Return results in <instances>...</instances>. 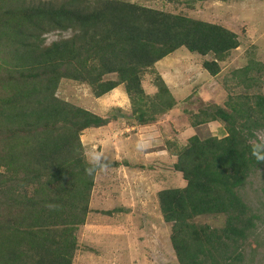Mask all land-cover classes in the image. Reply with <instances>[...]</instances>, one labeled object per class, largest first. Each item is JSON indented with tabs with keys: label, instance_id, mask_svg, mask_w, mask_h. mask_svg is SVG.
<instances>
[{
	"label": "trees",
	"instance_id": "obj_1",
	"mask_svg": "<svg viewBox=\"0 0 264 264\" xmlns=\"http://www.w3.org/2000/svg\"><path fill=\"white\" fill-rule=\"evenodd\" d=\"M37 26L41 36L53 30L72 34L42 46L44 39L37 41L32 33ZM0 35L9 42L18 38L22 52L12 53L9 60L14 68L27 71L2 84L0 125L7 134L20 136L16 144L21 149L7 145L9 150L0 153V165L17 173L13 181L29 195L22 203L24 226L0 229L2 235H16L13 241L4 237L7 245L0 241V259L3 264H73L77 230L90 212L96 170L107 164L86 159L80 136L109 119L58 97L60 78L88 83L95 97L123 85L131 116L145 124L176 103L158 72L152 79L156 92L145 93L146 70L185 47L200 55L211 54L202 67L216 75L218 62L239 46L238 35L215 23L126 0L41 1L20 14L2 9ZM7 46L0 42L1 51H7ZM249 69L245 65L240 70L247 73ZM109 74L116 78H105ZM254 98L246 108L215 106L208 118L193 126L221 121L226 135L202 138L194 134L175 152L171 166L184 185L158 190L157 200L163 221L171 225L169 238L178 264H238L242 260L237 243L253 229L258 215L249 213L237 189L252 168L264 163L260 159L264 146L250 140L253 129L264 127L255 116L264 113V94ZM145 107L152 108V114L147 115ZM0 176L2 181L12 177L6 170ZM204 214L225 215L224 225L215 228L191 221Z\"/></svg>",
	"mask_w": 264,
	"mask_h": 264
},
{
	"label": "rangeland",
	"instance_id": "obj_2",
	"mask_svg": "<svg viewBox=\"0 0 264 264\" xmlns=\"http://www.w3.org/2000/svg\"><path fill=\"white\" fill-rule=\"evenodd\" d=\"M41 1L56 3L61 0H0V11L11 8L16 14H20L22 9ZM126 1L215 23L238 35L239 46L230 50L223 60L218 62L220 71L216 75L209 74L202 67V61L211 59V54L200 55L188 51L185 47L160 59L143 74L142 86L146 94L152 96L156 92L152 79L154 72H158L165 85L173 90V93L171 89L169 91L175 102L178 99L184 108L187 122L183 117L179 123L182 130L178 144L183 143L187 136L184 128L188 124L192 126L194 122L208 118L215 106L227 110H230V105L246 108L252 106L256 94H264V0H202L190 4L183 0ZM40 32V26L32 30L38 37L37 41L44 39L42 46L72 34L70 30H53L41 36ZM5 37L0 35V42L8 43L7 51L0 50V65L3 66L0 67V95L4 91L3 83L27 73L14 68V64H11L14 61L9 60L12 53L20 55L22 52L17 45L18 38L8 37L11 41L9 42L3 40ZM245 65H250L247 73L240 70ZM105 78L115 79L116 75L109 74ZM122 87L123 91L111 94L112 103L103 101L102 96L95 97L88 83L71 77H61L57 87L58 97L100 116L108 115L109 122L112 120L107 129L101 128L96 132L85 129L82 132L80 139L89 162H94L101 155L111 158L115 153L122 162H131V157L123 156L122 152L130 154L133 141V158H137L135 142L138 140L141 142L139 158L143 156L141 152L151 150L154 152H148L149 156L161 155L155 159L162 163L156 164V169L148 170L145 167L147 161L143 160L136 165L133 159V165L128 162L129 165L123 167H100L96 170L89 202L90 212L86 222L77 230L78 248L73 264H178L169 238L171 225L163 221L157 203V192L164 187L184 185L181 176L176 175L170 163L166 162L165 157L170 156L166 153L165 146H168L167 152L176 150V147H173L176 138L172 135V125L166 126L165 121H162L165 118L163 115L170 110V116H174L170 117L171 122L180 119L181 106L174 105L166 112L156 114L155 119L148 121L146 126L132 128L136 121L127 113L131 112V103L123 85ZM111 104L116 105L111 107ZM148 104L149 101L147 106ZM147 108L146 114H152V108ZM255 116L264 123V113L256 112ZM224 128V123L220 121L213 125H199L188 132L195 131L196 135L203 138L210 134L220 135V131H225ZM4 130L0 125V153L5 148V151L9 150L7 145L21 149V146L16 144L20 136L9 135ZM107 132L114 142L127 140L128 143L116 145V151L113 152L109 137L106 143V139L103 140ZM145 133H148V137ZM252 134L251 142L264 146V127L253 129ZM149 138L150 142L146 144ZM4 170L7 171V176L12 177H6V180L2 181L4 178L0 176V202L4 204L0 205V229L22 228L26 218L22 203L29 195L24 194L22 187L13 181L17 173L9 170L7 166L0 165V173ZM20 176L21 174L18 175ZM237 192L249 206V213L258 215L254 220L253 229L245 239L237 243L242 252V260L238 264H264V163L249 171ZM5 202L8 205H5ZM191 221L197 225L207 224L220 228L224 225L225 215L204 214L194 217ZM4 237L13 241L16 235L0 233L1 243L7 245ZM0 262L3 264L2 259Z\"/></svg>",
	"mask_w": 264,
	"mask_h": 264
},
{
	"label": "crops",
	"instance_id": "obj_3",
	"mask_svg": "<svg viewBox=\"0 0 264 264\" xmlns=\"http://www.w3.org/2000/svg\"><path fill=\"white\" fill-rule=\"evenodd\" d=\"M166 57V56H165ZM123 89V87H122V85H118L117 87H115V88H113L111 91H109V92H107V93H105V94H103V95H101L102 97H101V99L103 100V101H110L111 102V100H112V96H111V94L113 95V93L115 92V91H123L122 90ZM168 89L170 90L171 89V87L169 88L168 87ZM172 93H173V90L171 89L170 90ZM113 98H114V96H113ZM109 102V103H110ZM112 103V102H111ZM116 105V104H111V107H114V106ZM175 105L176 106H181V103H180V101L178 100V99H176V103H175ZM116 107H121V106H116ZM171 111L172 110H170L168 113H165V115H163V116H165V118H164V120H162V121H165L164 123H165V125L166 126H171L172 125V129H173V133H172V135L176 138L175 139V141H176V144H175V146H173V147H176V150L177 149H180L185 143H186V141H187V138L188 137H190L191 135H193V134H195V131L194 132H192V133H190V132H188L189 131V129L190 130H194V127H197V126H199V125H202V124H208V125H213L215 122H218L217 120H212V121H209V122H206V123H202V124H199V125H195V126H191L190 124H188V126L186 127V128H184V130H186V133H187V136H186V138L184 139V141H183V143H179L178 144V137L180 136V132H181V130H182V127L179 125V123H181V119H183V117H185V121L187 122V116H186V114L183 112L184 111V108L181 106V114H179V117H180V119H177V120H173L172 122L169 120L170 119V117H172V118H174V116H170L171 114ZM130 116H131V113L130 112H127ZM108 116V115H107ZM107 116H103V117H107ZM166 120H168V121H166ZM112 121V120H111ZM111 121L109 122V123H107L106 125H103V126H98V127H90V128H87L86 130L87 131H90L91 129L92 130H94V132H96V131H100V129L101 128H105V129H107V126H109V124H111ZM148 123H145V124H137L136 123V125H134V127H132V128H140L141 127V125H144V126H146ZM151 127V126H150ZM147 128H148V126H147ZM146 129V128H145ZM225 130V129H224ZM92 133V132H91ZM220 135H215V134H211V135H215V136H217V137H222V136H224V135H226V131H224V132H222V131H220ZM134 135H136V133H133ZM146 135H147V137H148V133H145ZM109 133L107 132V134H106V136L103 138V140H105L104 142L106 143V141H107V137H109ZM109 140H110V143H111V145H112V150H113V152H115L116 151V145L118 146V144H127L128 142H127V140H125V141H122V142H120L119 140H117V141H113V139L111 138V137H109L108 138ZM128 139H130V138H128ZM134 139H136V138H134ZM150 142V138L146 141V144L147 143H149ZM136 146H135V148H136V152H137V158H133V141L131 142V151H130V154H125L124 153V151L122 152V155L123 156H128V157H131V162L128 160V162L129 163H131L132 165L134 164V162H133V159L136 161L135 163H136V165H138L141 161H143V160H145V161H147L146 163H148L145 167H147V169L149 170V169H156L157 168V166H156V164H162V163H158L157 162V160L155 159V157H157V156H161V155H159V154H157V155H154V154H152L151 156H149L150 155V153H148V152H154V151H151V150H145V151H143V152H141L140 154H143V156H142V158H139V145H140V141H138V140H136ZM166 149H168V146H165V151H166V153L168 154V156H170V158H168V157H165L166 159H167V161L166 162H168V163H170L169 165H171L174 161H175V157H176V155H175V152H176V150H174V151H171V152H167V150ZM162 151L164 152V150L162 149ZM118 152H119V149H118ZM145 153V154H144ZM102 156V155H101ZM99 157V158H97V159H95L94 160V162H98V161H106L107 162V164H105V165H103L102 167H115V168H119V166H126V165H129V164H127L125 161H123L122 162V160L120 159V157L119 156H117L116 155V153L111 157V158H107V157ZM163 157V158H164ZM126 158V157H125ZM163 158H162V160H163ZM113 162H115L116 164H114ZM165 162V163H166ZM122 170L124 171V169L122 168ZM176 173V175H178V173L177 172H175ZM155 182V181H154ZM115 210H118V209H115ZM76 253V252H75Z\"/></svg>",
	"mask_w": 264,
	"mask_h": 264
},
{
	"label": "clouds",
	"instance_id": "obj_4",
	"mask_svg": "<svg viewBox=\"0 0 264 264\" xmlns=\"http://www.w3.org/2000/svg\"><path fill=\"white\" fill-rule=\"evenodd\" d=\"M218 122H220V121H218ZM193 126V125H192ZM225 129V128H224ZM225 131H226V129H225ZM194 135V134H193ZM215 136V135H214ZM225 136V135H224ZM223 137V136H222ZM260 159H264V158H260ZM157 203H158V200H157ZM159 207V206H158Z\"/></svg>",
	"mask_w": 264,
	"mask_h": 264
}]
</instances>
